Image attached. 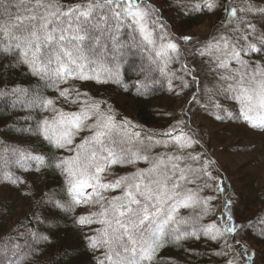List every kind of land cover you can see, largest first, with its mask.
I'll return each instance as SVG.
<instances>
[{
  "label": "snow or ice",
  "instance_id": "obj_1",
  "mask_svg": "<svg viewBox=\"0 0 264 264\" xmlns=\"http://www.w3.org/2000/svg\"><path fill=\"white\" fill-rule=\"evenodd\" d=\"M172 7L176 13L173 24L169 25L164 12ZM204 10L220 11L223 19L216 32L226 31L219 36L213 33L210 40L200 43L195 54L207 56L215 64L219 80L224 82L225 98L239 102L243 121L254 129H264V7H259L255 0H244L240 7L236 6V0H190L187 4L183 0H170L167 8L153 0H76L75 3L0 0V61H9L0 65V73L27 66L32 75L45 82V87H56L59 97L79 105L77 111L65 112L55 108L53 99L38 94L28 97L25 103L42 110L51 108L56 113L51 120H37L35 129L28 131H34L54 148L65 149L70 155L58 158L53 164L44 155L17 149V163L35 161L37 170L55 167L65 175V191L71 194V201L49 195L53 216L61 211H73L80 204L101 206L99 212L75 218L79 225L96 222L102 225L88 237L91 249H104L98 264H152L163 240L199 239L201 235L224 241L220 254L225 264H254L255 252L242 233L246 228L254 230L255 223L235 220L230 196L226 195L219 217L222 224H199L202 216L209 213L214 199L211 195L201 198L200 192L211 190L212 184L207 181L216 178L209 170L213 165L211 156L195 152L200 141L194 133L184 130L187 116L165 131L142 137L140 131H128L134 127L130 121L117 123L106 101L88 100L87 93L74 87L59 88V84L72 79L101 84L114 82L124 87L122 66L133 49L147 53L149 61L147 67L139 66L144 78L133 85L137 95L151 94L152 87L160 83L155 79L157 74L172 87L175 73L169 65L178 59L180 45L176 41L188 43L195 37H176L170 28L177 17L179 23H188ZM124 34L127 41L121 39ZM253 56H259L260 60ZM233 62L237 68L231 67ZM93 66L99 71L92 70ZM183 70L197 81L187 64ZM179 79L181 88L189 86L183 76ZM7 91L0 95H6ZM10 91L17 99L27 94L22 87ZM192 100H196L195 95ZM213 107L217 110L213 113L215 119L235 118L219 102H214ZM85 130L89 135L76 144V136ZM157 148L163 151H156ZM141 162L147 167H138ZM3 164L7 166L8 161L3 160ZM112 166H131L135 170L109 180ZM5 179L18 181L11 174L0 175V180ZM216 184L220 192L225 191L222 181ZM116 190L119 195L111 198L104 195ZM196 206L200 207V213L195 218L178 215L180 208ZM260 224L259 235L264 237V220ZM184 225H192L191 231L184 229ZM30 235L48 239L35 232ZM229 237L235 248L229 244ZM19 249L18 244L0 249V264H26L28 254H22Z\"/></svg>",
  "mask_w": 264,
  "mask_h": 264
},
{
  "label": "trees",
  "instance_id": "obj_2",
  "mask_svg": "<svg viewBox=\"0 0 264 264\" xmlns=\"http://www.w3.org/2000/svg\"><path fill=\"white\" fill-rule=\"evenodd\" d=\"M60 2L68 3L70 0H60ZM71 2L75 3L76 0H71ZM156 2L163 8L169 7L170 4V0H156ZM183 2L187 4L190 0H183ZM243 2L244 0H236V6L240 7ZM255 3L259 7H264V0H255ZM175 13V7L164 12L169 25L173 24ZM179 19L177 17V22L170 28L175 35L185 34L204 20L212 21V30H216L223 16L220 11L210 13L204 10L203 14L195 15L188 23H179ZM184 19H188L187 15ZM223 31L226 30H220V32ZM121 39L127 41L128 37L124 34ZM182 46L180 43L178 59L169 65L170 71L175 73L172 87L168 86L165 78L157 74L155 79L160 83L152 87L151 94L137 95L133 85L138 79L144 78L140 74L139 66L143 64L147 67L149 61L147 53L133 49L129 59L125 60L122 66L124 87L114 82L101 84L94 80L72 79L67 83L59 84V88L74 87L81 93H87L88 100L106 101L111 106L117 123L124 120L132 123L134 127L128 128L129 132L140 131L144 137L154 132L165 131L183 118L165 106V101L171 96H179L185 90L199 89L201 84L198 79L193 81L185 74L183 70L185 64L193 72L194 67L191 66L189 60L181 57ZM252 58L260 60L259 56ZM8 62L5 59L0 61V65H7ZM92 70L99 71L94 66ZM181 76L184 77L188 87L181 88L179 79ZM16 87L27 90L25 97L17 99L12 95L10 90ZM223 87L224 84L220 86L221 90ZM5 90H8L7 94L0 95V158H2L0 159V175L11 174L13 179L18 178V181L13 183L11 180H0V249L5 246L14 248L18 244L19 251L22 254H28L26 264H98V258L101 257L104 249H91L88 246V237L94 234V229L101 228L102 225L99 222L89 227L77 224L75 218L83 215L77 212V207L73 211H61L55 216L52 215L53 209L48 203L49 195L55 194L57 199L63 198L65 201H71V194L65 191L67 187L65 175L55 167H42L37 170L35 161L17 163V149L27 150L32 155H44L45 159H50L53 164L58 158L70 155L65 149L54 148L34 131H28V129H35L37 120L43 118L51 120L56 115L51 108L42 110L39 106L25 103L28 97L38 94L45 99H53L55 108L63 109L65 112L77 111L79 105L67 103L59 97L56 87H45V82L32 75L27 66L23 65L14 70H3L0 73V92ZM186 124L187 127L184 130L194 133L200 141L195 152L211 156L213 165L209 170L216 178V181H207L212 184L211 190L205 189L200 192L201 198L211 195L214 199L210 202L209 213L202 216L199 224L205 226L213 222L218 226L222 224L219 217L224 208L226 195L230 196L231 212L235 220L255 223L254 230L246 228L242 235L245 240L252 242L256 248L257 258L264 264V237L259 235L260 221L264 220V186L258 187L255 181L257 193L256 196L251 194V189L254 187L248 184L246 179L235 178L233 174L223 169L224 167L221 168V164L212 153L213 150H208L199 138L194 120L187 119ZM87 135H89L87 130L81 132L76 136L75 143L79 144L81 138ZM156 151H163V149L157 148ZM3 160L8 161L7 166L3 164ZM138 167L145 168L147 164L141 162ZM134 170L131 166H112L111 175L108 178H119ZM217 181L223 182L224 192L219 191ZM203 183V181L200 182L201 187ZM199 213L200 207L196 206L187 209L180 208L178 215L195 218ZM183 228L191 231L192 225H184ZM197 230L200 231L199 228ZM32 232L48 239H37L36 236L30 235ZM228 242L235 248L231 237L228 238ZM162 245L157 250L152 264H225V258L220 254L224 249L223 240L214 241L201 235L199 239L191 237L181 241L165 239ZM0 260H2V252H0Z\"/></svg>",
  "mask_w": 264,
  "mask_h": 264
},
{
  "label": "rangeland",
  "instance_id": "obj_3",
  "mask_svg": "<svg viewBox=\"0 0 264 264\" xmlns=\"http://www.w3.org/2000/svg\"><path fill=\"white\" fill-rule=\"evenodd\" d=\"M153 2L157 4L156 0ZM212 26V21L204 20L185 34L175 35L195 37L194 41L188 43L179 39L176 42L183 45L180 55L183 59L189 60L201 84L199 89H194L195 92L191 89L185 90L179 96H171L165 101V106L181 117L187 116L189 120L193 119L199 138L208 150H213L212 153L218 159L221 168L224 167L223 169H226L231 175L233 174L235 178L246 179L247 183L254 187L251 189V194L256 196L254 182L258 183V187L264 186V129H254L243 121L239 102L226 99V94L220 88L224 82L219 80V72L216 70L215 64L207 56L201 57L195 54V49L201 42L210 40L213 33H216L217 36L220 35V32L212 30ZM231 67L237 68L238 66L233 62ZM193 95L196 97L195 101L192 100ZM214 102H219L223 109L231 112L235 118L222 121L215 119L213 113L217 110L213 107ZM202 105L205 106L202 107ZM219 114L223 115L222 112ZM107 179L109 178L107 177ZM104 195L111 198L119 195V191H108ZM76 207L77 212L83 215L101 211V206L96 204H80ZM99 218L94 217L93 219L98 220ZM90 225H85V227ZM246 243L255 252L254 264H262L256 256V248L252 242L247 239ZM234 247H236L235 244Z\"/></svg>",
  "mask_w": 264,
  "mask_h": 264
}]
</instances>
